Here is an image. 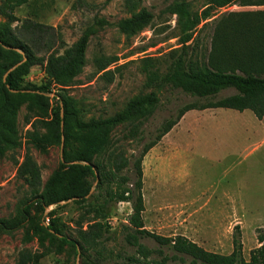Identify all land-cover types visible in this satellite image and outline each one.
Masks as SVG:
<instances>
[{
    "label": "rangeland",
    "instance_id": "1",
    "mask_svg": "<svg viewBox=\"0 0 264 264\" xmlns=\"http://www.w3.org/2000/svg\"><path fill=\"white\" fill-rule=\"evenodd\" d=\"M175 1L28 0L15 8L17 21L11 27L31 19L57 28L61 42L54 51L56 57L63 56L82 31L90 27L93 32L85 52V65L67 94L84 120L108 118L135 96L151 91L144 86L142 67L146 58L152 61L154 70L163 74L172 62L170 53H178L181 48L178 18L168 10ZM185 1L192 14L200 15L206 8V0ZM247 1L264 0H233L229 6L214 9L197 26L193 42L186 49L187 57L205 61L216 23ZM140 11L152 15L149 24L130 34L121 32L118 22ZM4 22L0 14V26ZM99 59L117 62L108 69L110 81L98 71L95 61ZM22 83L38 87L45 83V75L25 76ZM53 93L47 94L50 107L47 116H36L40 115L38 111L28 113L25 104L17 108L14 144L0 155V221L17 226L11 231H0V264H16L20 252L39 248L46 255L38 264H189V259L174 255L150 238L138 240L148 251L146 257L129 244L127 235L134 233L127 220L129 204L108 201L97 188L94 170V174L83 179L77 196L67 202L45 207L30 201V189L16 175L25 154L36 163L43 185L62 161L59 146L42 153L26 138L31 131L26 116L36 123L38 133H46L43 121L50 119V109L57 106ZM231 94L234 91L226 90L213 100ZM158 95V108L138 128L137 133H143L142 141L126 136V126L118 127L112 134V146L128 159V171L132 156L155 135L163 120L195 101L170 88ZM263 133L264 117L258 120L247 110L187 112L141 162L144 229L165 238L183 237L220 255L232 253L236 236L242 257L249 260L250 252L259 246L258 236L264 235ZM76 147L70 141L62 150L70 156ZM42 217L58 230V235L40 247L39 239L45 232ZM93 224L103 226L101 237L92 245H82L80 234Z\"/></svg>",
    "mask_w": 264,
    "mask_h": 264
},
{
    "label": "trees",
    "instance_id": "2",
    "mask_svg": "<svg viewBox=\"0 0 264 264\" xmlns=\"http://www.w3.org/2000/svg\"><path fill=\"white\" fill-rule=\"evenodd\" d=\"M27 1L1 0L0 3V14L5 20L0 26V141L4 145L0 147V155L5 148L14 144L12 135H15L13 123L17 108L25 104L28 113L38 111L40 115L36 116H47L50 108L47 94L52 92L57 106L50 109V119L43 121L46 133H38L36 123L26 116L25 122L31 126V131L26 133L27 142L42 153L53 146L60 147L61 141L62 148L70 141L77 145L70 156L62 150L58 169L44 185L36 163L28 153L25 154L17 166L16 175L30 189V201L45 207L67 202L77 196L76 191L82 186L83 179L88 174H94V170L97 188L108 201L129 204L127 220L134 233L127 235V241L142 256L146 257L148 251L138 240L150 238L174 255L186 257L189 264H264L263 234L258 236L259 246L250 252L249 260H244L236 236L232 253L220 255L208 252L180 236L165 238L149 233L144 229L141 219L144 211L141 162L187 112L207 109L247 110L258 120L264 117V1H247L223 16L214 27L206 60L200 62L187 57L186 51L188 44L193 42L197 26L214 9L229 6L233 0H206V8L200 15L190 13L185 0H176L168 10L178 18L182 46L178 53H170L172 62L167 71L162 74L154 70L152 61L146 58L142 67L146 77L144 86L151 91L135 96L111 117L88 120L83 119L67 90L85 65V52L92 29L85 28L65 54L56 57L54 51L61 42L57 28L31 19H24L19 26L11 27L17 21L15 8ZM151 20L150 13L140 11L129 19L119 21L118 28L130 34L148 25ZM17 64L15 69L8 72ZM95 64L98 71L110 81L112 78L108 69L116 66L117 62L99 59ZM35 73H44L45 83L38 87L23 85V78ZM166 88L179 90L195 101L182 106L174 115L163 120L155 130V135L142 145L137 155L132 156V167L128 171V159L123 153L114 150L112 134L118 127L126 126V136L134 141L141 138L142 141L143 133L139 135L138 128L154 114L160 103L158 94ZM226 90H232L234 94L213 100ZM202 101L204 103H200ZM26 204L22 203L24 206ZM42 221L46 230L39 239L40 247L46 241L51 243L58 235V230L45 217H42ZM15 228L16 225L0 221V231ZM102 230L101 224L90 225L87 232L80 234L82 245L95 243L101 237ZM79 248L82 250L83 247ZM45 255L46 252L40 248L24 250L19 253L16 264H38Z\"/></svg>",
    "mask_w": 264,
    "mask_h": 264
},
{
    "label": "water",
    "instance_id": "3",
    "mask_svg": "<svg viewBox=\"0 0 264 264\" xmlns=\"http://www.w3.org/2000/svg\"><path fill=\"white\" fill-rule=\"evenodd\" d=\"M20 64V63H19ZM19 64L15 65L13 68H11L8 72H11L13 69H15ZM5 77L6 75L3 77V81H5ZM62 152V141H61V145H60V154Z\"/></svg>",
    "mask_w": 264,
    "mask_h": 264
},
{
    "label": "crops",
    "instance_id": "4",
    "mask_svg": "<svg viewBox=\"0 0 264 264\" xmlns=\"http://www.w3.org/2000/svg\"><path fill=\"white\" fill-rule=\"evenodd\" d=\"M252 129V128H251ZM264 134V133H263Z\"/></svg>",
    "mask_w": 264,
    "mask_h": 264
}]
</instances>
